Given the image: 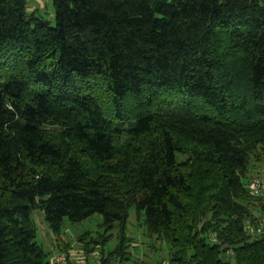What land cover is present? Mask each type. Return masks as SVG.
Instances as JSON below:
<instances>
[{"label": "trees", "instance_id": "obj_1", "mask_svg": "<svg viewBox=\"0 0 264 264\" xmlns=\"http://www.w3.org/2000/svg\"><path fill=\"white\" fill-rule=\"evenodd\" d=\"M52 5L54 26L0 0V264L77 250L141 264L131 207L166 264H264L246 187L264 158V0ZM33 210L54 233L99 214L105 233L48 259Z\"/></svg>", "mask_w": 264, "mask_h": 264}, {"label": "rangeland", "instance_id": "obj_2", "mask_svg": "<svg viewBox=\"0 0 264 264\" xmlns=\"http://www.w3.org/2000/svg\"><path fill=\"white\" fill-rule=\"evenodd\" d=\"M27 9L33 12L37 17L47 21L50 26H54L53 17V5L52 0H27ZM248 178H261L264 179V158L261 161H253V165L249 168ZM262 202L264 203V192L261 194ZM258 208H256L257 210ZM254 213L260 214L259 211ZM261 215V214H260ZM30 218L35 224V241L39 244L44 251L56 252L57 243L66 242L71 246L77 243V237L84 234L87 238H95L100 234H104L105 231L101 224V216L99 214H93L86 220L81 222H70L67 218H64L58 233L52 232L41 210H33L30 213ZM117 231L113 229L106 234H110L109 240L104 245V251H110L117 243ZM124 234L130 238V251L132 260L139 261L141 264H154L157 261H166L168 259L167 247L163 244L152 241L145 233V228L141 221L136 217L133 207L129 210V215L126 220L124 228ZM72 252V251H70ZM49 253V254H50ZM51 254L48 256L50 258ZM163 263V264H166Z\"/></svg>", "mask_w": 264, "mask_h": 264}, {"label": "built area", "instance_id": "obj_3", "mask_svg": "<svg viewBox=\"0 0 264 264\" xmlns=\"http://www.w3.org/2000/svg\"><path fill=\"white\" fill-rule=\"evenodd\" d=\"M246 187L252 195L259 196L264 192V179L250 178L246 183ZM50 261L52 264H100L97 254L90 256L84 254L81 250L55 253Z\"/></svg>", "mask_w": 264, "mask_h": 264}]
</instances>
